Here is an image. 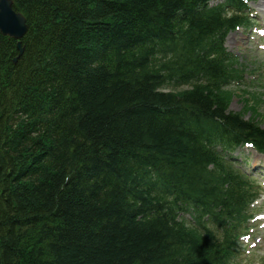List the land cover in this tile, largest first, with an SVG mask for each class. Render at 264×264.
Instances as JSON below:
<instances>
[{
  "label": "trees",
  "instance_id": "obj_1",
  "mask_svg": "<svg viewBox=\"0 0 264 264\" xmlns=\"http://www.w3.org/2000/svg\"><path fill=\"white\" fill-rule=\"evenodd\" d=\"M204 1L12 0L27 28L21 52L0 33V264H233L221 227L246 193L215 147L264 150L262 100L242 89L254 116L226 111L236 16Z\"/></svg>",
  "mask_w": 264,
  "mask_h": 264
},
{
  "label": "rangeland",
  "instance_id": "obj_2",
  "mask_svg": "<svg viewBox=\"0 0 264 264\" xmlns=\"http://www.w3.org/2000/svg\"><path fill=\"white\" fill-rule=\"evenodd\" d=\"M217 1L218 0H215L214 4ZM251 9H254V12L257 13L254 18H256V20L261 23L262 20H264V0H251ZM248 31H250V28L241 27L238 30L229 32L225 38V46L230 53L238 56L239 59L243 63H245L252 72H257L254 68L258 67L259 73L264 76V51H260L257 49L256 45L253 43V40L249 38ZM238 90L235 91L236 94H239V96L242 95V93H240L241 90ZM257 91L259 92L262 99V102L260 103L259 113L262 114L261 124L262 126H264V87H260ZM228 105L229 106L227 110L231 112H240L243 107V103L237 96L231 97ZM245 115L246 117H248L250 113L247 112ZM234 154L237 156L239 155V158H241V160L244 158L248 159L250 162V170H252V167L256 166L258 163L263 165L264 156L258 157L252 150L241 147ZM259 159H261V161H259ZM256 232L258 233V236L261 237V239L256 242V245L260 246L261 248H257L254 250V256H264V228L257 227ZM256 240H258V238L252 241ZM247 254V252H244L243 256Z\"/></svg>",
  "mask_w": 264,
  "mask_h": 264
},
{
  "label": "water",
  "instance_id": "obj_3",
  "mask_svg": "<svg viewBox=\"0 0 264 264\" xmlns=\"http://www.w3.org/2000/svg\"><path fill=\"white\" fill-rule=\"evenodd\" d=\"M25 31V19L13 9L12 1L0 0V33L19 39ZM17 48L22 51L20 42H17Z\"/></svg>",
  "mask_w": 264,
  "mask_h": 264
}]
</instances>
